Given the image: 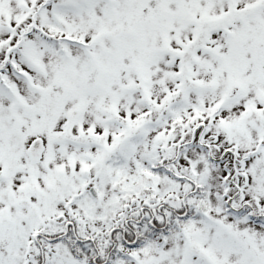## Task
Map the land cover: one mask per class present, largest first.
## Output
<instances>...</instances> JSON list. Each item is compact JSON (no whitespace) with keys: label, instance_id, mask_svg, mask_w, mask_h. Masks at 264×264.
<instances>
[{"label":"snow or ice","instance_id":"6c2138e0","mask_svg":"<svg viewBox=\"0 0 264 264\" xmlns=\"http://www.w3.org/2000/svg\"><path fill=\"white\" fill-rule=\"evenodd\" d=\"M0 264H264V0H0Z\"/></svg>","mask_w":264,"mask_h":264}]
</instances>
